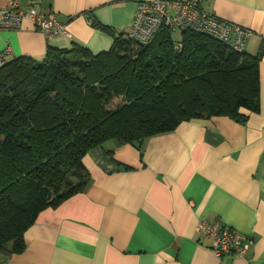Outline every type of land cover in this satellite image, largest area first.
<instances>
[{"label":"crops","instance_id":"crops-1","mask_svg":"<svg viewBox=\"0 0 264 264\" xmlns=\"http://www.w3.org/2000/svg\"><path fill=\"white\" fill-rule=\"evenodd\" d=\"M9 0H0V8ZM145 0H36L67 34H47L25 20L0 32V54L44 60L48 48L109 50L132 30ZM21 0V7H30ZM202 7L250 28L246 52L261 54L260 110L245 123L228 116L192 119L149 137L139 150L110 140L84 157L83 191L48 206L25 232L26 248L0 251V264H264V0H204ZM2 64L0 63V66ZM220 219L251 241L243 256H218L201 236V220Z\"/></svg>","mask_w":264,"mask_h":264},{"label":"trees","instance_id":"trees-1","mask_svg":"<svg viewBox=\"0 0 264 264\" xmlns=\"http://www.w3.org/2000/svg\"><path fill=\"white\" fill-rule=\"evenodd\" d=\"M114 37L109 50L49 47L0 66V251L26 248L40 211L83 191L84 157L110 140L142 150L181 122L228 116L245 123L260 110L261 52L183 30H160L148 44L93 19ZM116 108H109L115 99ZM247 111V112H246Z\"/></svg>","mask_w":264,"mask_h":264},{"label":"built area","instance_id":"built-area-1","mask_svg":"<svg viewBox=\"0 0 264 264\" xmlns=\"http://www.w3.org/2000/svg\"><path fill=\"white\" fill-rule=\"evenodd\" d=\"M28 9L21 7V0H9L0 8V32L20 30L25 20L48 36L67 34L65 24L54 13L43 12L33 5L36 0H28ZM204 0H145L138 4L132 30L128 37L141 44L150 43L163 28L173 32L192 30L212 36L230 47L233 51L244 52L250 28L223 19L209 13L202 7ZM12 57V48L7 45L0 54V63L4 64ZM198 233L211 240V248L218 256L233 254L243 256L251 241L242 238L233 228L220 219H203L197 227Z\"/></svg>","mask_w":264,"mask_h":264},{"label":"rangeland","instance_id":"rangeland-1","mask_svg":"<svg viewBox=\"0 0 264 264\" xmlns=\"http://www.w3.org/2000/svg\"><path fill=\"white\" fill-rule=\"evenodd\" d=\"M182 37H183V33L181 30L179 31H176L173 33V38L175 41L177 42H180L182 40ZM122 103V99L118 98V99H115V101H113L110 105H109V108H116L117 106H119L120 104Z\"/></svg>","mask_w":264,"mask_h":264}]
</instances>
